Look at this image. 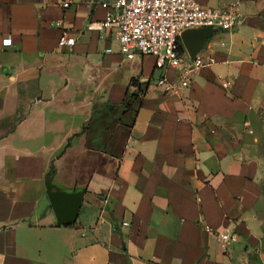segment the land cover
I'll use <instances>...</instances> for the list:
<instances>
[{
  "label": "crops",
  "instance_id": "obj_1",
  "mask_svg": "<svg viewBox=\"0 0 264 264\" xmlns=\"http://www.w3.org/2000/svg\"><path fill=\"white\" fill-rule=\"evenodd\" d=\"M107 1L0 0V264H264V0H198L243 20L208 35L215 63L180 97L86 29ZM47 178L65 205L83 191L74 222Z\"/></svg>",
  "mask_w": 264,
  "mask_h": 264
},
{
  "label": "built area",
  "instance_id": "obj_2",
  "mask_svg": "<svg viewBox=\"0 0 264 264\" xmlns=\"http://www.w3.org/2000/svg\"><path fill=\"white\" fill-rule=\"evenodd\" d=\"M64 1L62 7H68ZM105 15L100 20L87 24L88 31L97 34L101 40L109 35L115 42L118 52L127 60L135 57L152 56L154 68L162 70L154 80V86L172 96H181L190 86L193 75L201 68L215 63L212 55L206 58L196 54L190 59L183 51L180 34L187 29L211 27L212 29L231 30L243 20L240 2H229L221 7L204 6L198 0H109L103 2ZM55 26L61 27V21ZM10 38L3 39V45H10ZM76 39L62 28L58 46L73 47ZM108 54L113 48H104ZM168 68L177 70L173 79L165 75ZM228 88L229 82H222ZM141 92H144L142 90ZM128 225V222H123ZM223 250L233 242L234 235L211 230Z\"/></svg>",
  "mask_w": 264,
  "mask_h": 264
},
{
  "label": "water",
  "instance_id": "obj_3",
  "mask_svg": "<svg viewBox=\"0 0 264 264\" xmlns=\"http://www.w3.org/2000/svg\"><path fill=\"white\" fill-rule=\"evenodd\" d=\"M213 31L214 29L211 27H204L199 29H187L180 34L181 42L190 59H194L195 55L202 49L208 35ZM45 187L46 193L54 207L57 222L59 224H70L74 222L80 206L83 191L68 195V197L71 198V201L65 205L61 203L62 198L65 197L64 194L56 190L51 184L49 178L45 181ZM63 206H66V208Z\"/></svg>",
  "mask_w": 264,
  "mask_h": 264
},
{
  "label": "rangeland",
  "instance_id": "obj_4",
  "mask_svg": "<svg viewBox=\"0 0 264 264\" xmlns=\"http://www.w3.org/2000/svg\"><path fill=\"white\" fill-rule=\"evenodd\" d=\"M151 58H145L144 59V66H145V69H146V67L147 68H149L150 67V65H151ZM123 68V67H122ZM122 68H121V72L124 74V72H123V70H122ZM114 72H112L111 74H113ZM156 73H157V71H156Z\"/></svg>",
  "mask_w": 264,
  "mask_h": 264
},
{
  "label": "trees",
  "instance_id": "obj_5",
  "mask_svg": "<svg viewBox=\"0 0 264 264\" xmlns=\"http://www.w3.org/2000/svg\"><path fill=\"white\" fill-rule=\"evenodd\" d=\"M135 82H136L135 79H131L130 84H134ZM52 172H53V168L50 170V174H52Z\"/></svg>",
  "mask_w": 264,
  "mask_h": 264
}]
</instances>
